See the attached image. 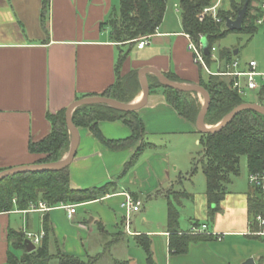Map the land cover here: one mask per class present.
<instances>
[{"label":"crops","instance_id":"obj_1","mask_svg":"<svg viewBox=\"0 0 264 264\" xmlns=\"http://www.w3.org/2000/svg\"><path fill=\"white\" fill-rule=\"evenodd\" d=\"M221 3L222 0L220 6ZM120 5L121 0H49L45 28L43 0H0L1 169L36 163L41 154L30 152L28 145L30 139L40 140L50 133L48 112L67 110L85 96L102 95L117 80L121 53L127 57L120 76L138 73L139 83H132L126 93L132 95L138 87L130 101L133 103L144 98L139 77V70L144 67H155L180 84H196L204 78L206 70L194 61L182 21L172 25L163 19L142 48L138 47V39L132 47L115 41L108 22L120 13ZM103 22L107 23L102 26ZM216 63L218 69L225 68L226 61ZM146 76L150 94L138 112L145 125L144 138L158 146L143 152L138 163L119 178L141 141L112 149L90 129L78 127L79 144L69 165L71 187L84 189L114 180L116 192L79 203L71 218L63 206L48 211L0 212V264H6L13 248L9 229L44 232L45 216L53 230L52 251L58 248L82 259L101 254L96 264H115L117 260L151 264L136 235L149 239L154 264H241L251 256L243 252L232 258L226 236H254L249 233V198L255 190H227L220 210L210 218L206 184L200 186L201 190L196 189L190 173L196 147L200 145L197 125L167 101L162 87H152L158 78L154 71H147ZM100 129L109 139L132 135L131 128L120 120L101 121ZM126 182L134 184L135 189L124 186ZM126 191L135 192L134 199L141 203L140 209L132 213L133 234L127 233L124 225L126 210L121 203ZM170 203L179 211L181 231H190L199 221L207 223L210 231L223 233L224 238L219 240L214 235L191 242L186 252H176L170 246L167 228ZM114 238L117 240L106 247ZM14 251L23 253L21 249ZM51 264L60 262L54 259Z\"/></svg>","mask_w":264,"mask_h":264},{"label":"trees","instance_id":"obj_2","mask_svg":"<svg viewBox=\"0 0 264 264\" xmlns=\"http://www.w3.org/2000/svg\"><path fill=\"white\" fill-rule=\"evenodd\" d=\"M257 1L241 0L239 3L233 1L232 8L229 10L219 7L218 16L221 21H218L211 13L206 14L202 19L199 17V13L205 7L213 5L212 0H179L183 31L190 34L195 41H200L201 38L205 37L209 42L210 53H204L209 66L216 61L212 51L215 41L225 37L231 31H236L226 27L227 18H236L239 9L245 3H248L247 12L240 31L250 33L257 31L258 26L255 22L259 12L256 5ZM166 7L167 0H121L120 13L114 15L108 22L111 26L112 38L132 47L136 44L137 39L156 31L164 19ZM48 9L49 0H43L42 22L45 28ZM106 23L103 22L101 25ZM217 56L220 60L226 61V64L235 58L234 51L229 49L220 50ZM126 57V54H120L116 67L117 80L106 89L102 94L103 96L124 102H130L135 97L138 87L132 95L126 93L132 83L134 85L139 83L137 71H132L127 77L120 76V68ZM167 76L173 79L171 75ZM233 83L234 78L221 75H209L207 79L201 78L199 84L204 86L211 96L209 110L205 117L206 123L216 125L236 106L247 102L233 88ZM152 87H162L167 101L183 117L196 123L202 106L198 100L192 97L193 92L164 86L158 78ZM258 97V102L264 104V87L258 92ZM47 116L52 126L50 133L40 140L30 139L28 145L30 152L41 154L36 163L59 161L64 153L70 149L71 133L66 120V109L57 113L48 112ZM72 118L77 127L90 129L94 136L109 148H125L141 141L125 163L119 178L138 163L143 152L158 146L144 138L145 125L138 111H124L107 104L96 103L78 106L74 110ZM114 120H120L128 125L132 130V135L124 139L107 138L100 129V122ZM199 135L203 150L193 158L190 173L194 174L199 163L202 162L206 177L208 214L210 218H213L220 210V204L227 194V184L231 182L232 175L240 173L242 156L247 157L249 171L264 169V115L252 109H245L238 113L221 131L216 133L199 131ZM5 169L7 168H0V171ZM116 186V181L110 180L84 189H73L70 185V166L57 171L39 170L18 173L0 180V212L28 209L32 203L40 201H45L49 206L55 207L62 204H79L97 200L116 192ZM158 193L159 191L155 195ZM131 194L134 196L136 193L131 192ZM258 212H264V198L258 190H255L254 195L249 198V214L253 216ZM179 218L178 209L170 203L167 228L170 233V246L176 252H186L191 242L206 240L213 236L206 233L192 234L190 231H181ZM199 223L201 222H196V224ZM44 233V237L37 248L28 251L24 244L25 233L9 229L8 236L13 248L8 252L6 264H51L54 259H58L60 264H96L101 257L100 254L82 259L65 254L58 248L56 251H52L53 230L48 216H45L44 219ZM117 238L108 242L106 247ZM136 239L144 249L147 260L154 264L149 239L144 235H136ZM19 249L23 250L21 255L14 251ZM115 264H130V262L117 260Z\"/></svg>","mask_w":264,"mask_h":264},{"label":"built area","instance_id":"obj_3","mask_svg":"<svg viewBox=\"0 0 264 264\" xmlns=\"http://www.w3.org/2000/svg\"><path fill=\"white\" fill-rule=\"evenodd\" d=\"M220 1L217 4L209 7H205L200 13L199 17L202 19L206 14L211 13L214 18L218 21H221V18L218 16V8L220 7ZM257 7L259 8L258 16L255 18L256 24H264V0H258L256 2ZM186 36L189 40L188 48L192 51L194 55V61L201 65V67L206 70L209 75H221L226 77L234 78L233 88L238 91L242 97H246L251 91H260L264 87V72L258 70V63L256 60H250L248 63L243 66L240 60L234 58L231 62H228L225 65L224 69H217L212 71L210 66L207 64L205 59L204 52L202 50V43L200 41H195V39L188 33ZM150 35L142 36L138 39V47L142 48L147 43H149ZM213 58L217 61L220 60L215 54L217 48L212 47ZM260 78V80H258ZM248 182L255 189L258 190L260 195L264 198V169L257 171H249ZM125 199L122 201L121 205L126 210L124 225L127 233L133 234L131 230L132 224V213L140 209L141 203L136 201L133 195L126 191L124 192ZM14 201H16L14 199ZM67 208L69 217H73L76 212L78 204H62ZM52 207L49 206L45 201H40L38 203H32L28 209L23 211H48ZM26 239H30L36 246H38L43 237L44 232L33 233L31 231H25ZM192 234H211L215 235L217 239L222 240L224 238L223 233H215L209 230L207 223H199L193 226L190 230ZM250 234L264 238V212H258L251 216L250 219Z\"/></svg>","mask_w":264,"mask_h":264},{"label":"water","instance_id":"obj_4","mask_svg":"<svg viewBox=\"0 0 264 264\" xmlns=\"http://www.w3.org/2000/svg\"><path fill=\"white\" fill-rule=\"evenodd\" d=\"M247 6H248V3H245L244 6L239 9L238 15L236 18H230V17L227 18L226 27L228 29H231V30L242 29L245 14L247 12ZM201 43H202L203 52L206 54H209L210 45H209L208 40L205 37H203L201 39ZM237 53H238V50H235L234 54H237ZM147 71H154L159 81L164 86L172 87L180 91L199 92L204 95L205 100H204V103L201 107L200 113L198 114L197 121H196L197 128L200 132L216 133V132L221 131L225 126H227L236 117L238 113H240L241 111L245 109H252L264 115V104H261L258 102H244V103L239 104L232 111L226 114L218 124L214 126H210L206 123L205 117L209 110L211 96H210L209 91L204 86H202L199 83L180 84L168 78L164 73H162L155 67H144L139 70V77L142 81L143 95H144V98L141 102L139 103L124 102L116 98L107 97L103 95H91V96H85L80 99H77L76 101L71 103L66 110V120H67L70 133L72 135L70 150H69L68 155L59 161L45 162V163H32V164H24V165L9 167L5 170L0 171V180H2L3 178L7 176L15 175L18 173H24V172H29V171H39V170L40 171H44V170L57 171V170H60L62 168L69 166L76 155V151H77L78 144H79V130H78V127L74 124L73 118H72L74 110L80 105L102 103V104H107L109 106H112L114 108L121 109L124 111H138L140 108H142L147 103L148 96L150 94V84L148 81V77L146 76ZM124 186L128 187L132 191L135 189V185L130 182L124 183ZM24 244L28 251H33L37 248V246L30 239H25ZM241 264H256V263H255L254 258L251 257Z\"/></svg>","mask_w":264,"mask_h":264},{"label":"rangeland","instance_id":"obj_5","mask_svg":"<svg viewBox=\"0 0 264 264\" xmlns=\"http://www.w3.org/2000/svg\"><path fill=\"white\" fill-rule=\"evenodd\" d=\"M235 1L241 2V0ZM216 2L217 0H212V4H215ZM231 2L232 0H222L220 8L229 10V8L231 7ZM164 20L168 24L172 25L177 24L178 22L181 23L179 0H167V11L165 13ZM257 26L258 29L256 32L250 33L240 30L231 31L225 37L215 41L214 46L217 48L215 54L218 55V52L223 49H229L232 51L239 50L236 58L240 60L243 65L250 60H256L258 63V70L264 72V24H257ZM210 68L212 71H216L218 69V64L216 63V61L211 63ZM208 76L209 74L206 71H203V77L207 78ZM258 80H260V78ZM192 97L198 100V102L202 106L205 100L202 93H194V95L192 94ZM244 99L247 102L259 101L258 91H251L246 97H244ZM207 124L210 126H214L209 123ZM196 148L197 149L194 153V156L199 155V152L203 150V146L199 145ZM69 150L64 153L61 159L65 158L68 155ZM240 166V173L238 175H232L231 182L227 184V190H234V188L237 187H250V189L254 191L255 189L248 182L249 169L246 156L241 157ZM192 176L196 184V189L201 190L200 186L206 184V177L203 172L202 162L199 163L197 171ZM247 230L249 231V227L247 228ZM226 240L229 255L232 258L238 257L243 252H249L251 256H249L247 259L252 257L254 258L256 264H264V238L243 234L241 236H226ZM247 259H245V261Z\"/></svg>","mask_w":264,"mask_h":264}]
</instances>
